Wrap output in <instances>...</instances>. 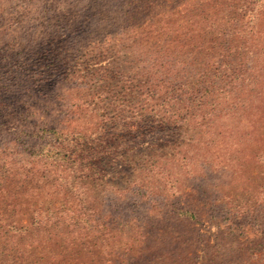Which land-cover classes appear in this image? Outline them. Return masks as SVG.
Segmentation results:
<instances>
[{"label":"rangeland","instance_id":"rangeland-1","mask_svg":"<svg viewBox=\"0 0 264 264\" xmlns=\"http://www.w3.org/2000/svg\"><path fill=\"white\" fill-rule=\"evenodd\" d=\"M194 2L0 0V157L14 166L12 176L0 168L1 183L13 202L27 197L29 203L42 204L39 219L35 213L31 217L40 221V229L83 233L108 215L113 221L110 226L105 222L108 230L112 227L135 251L131 264H264V221L250 206L246 216L237 213L245 199L250 205L264 198V167L257 162L258 155L264 160V135L260 137L253 115L258 106L253 110L249 101L244 113L212 120L210 132H196L198 142L189 141V146L183 144L188 132L181 133L178 142L177 132L171 138L163 133L158 144L131 154L118 131L127 100H135L126 95V79L140 72V63L131 64L130 57H140L134 52L138 38L124 32L135 25H159L162 40L158 34L155 44L163 45L171 68L182 69ZM255 2L264 9V0ZM128 3L138 9L132 18L122 13ZM263 42L261 37L259 52L264 51ZM46 128L84 135L87 147L99 144L110 152L111 161L90 166L84 179L86 202L78 218L90 222L69 223L59 204L62 175L46 157L53 147L71 149L78 141L66 144L55 135H43ZM99 134L103 144L96 139ZM189 135L191 140L194 134ZM175 150L196 157L180 165L171 158ZM39 156V171L25 174L23 169ZM43 161L50 163L46 169ZM170 172V177L162 175ZM133 179L152 189L151 200L119 195L115 187ZM107 183L115 185L112 191ZM182 211L193 218H177Z\"/></svg>","mask_w":264,"mask_h":264},{"label":"trees","instance_id":"trees-1","mask_svg":"<svg viewBox=\"0 0 264 264\" xmlns=\"http://www.w3.org/2000/svg\"><path fill=\"white\" fill-rule=\"evenodd\" d=\"M255 1L258 0H196L186 32L189 47L182 61L185 64L182 69L171 68L169 56L162 53L163 45L155 44L154 39L162 30L159 25H135L136 29L131 27L124 32L126 37L138 38L134 52L140 56L138 59L134 54L130 56L131 64L136 60L140 63V72L129 76L125 82L126 95L129 99L135 98L134 101L127 100V115L123 116L124 122L118 130L128 144L126 151L132 154L131 151L149 149L161 140L160 134L171 138L174 132H177V142L181 133L188 132V137L184 138L187 143L182 142L189 146L191 142H198L196 132H210L212 120L244 113L249 101L253 110L258 106L253 115L257 116L255 126L259 121L260 137H263L264 51L259 52V45L261 37L264 38V9L263 6H256ZM126 6L129 10L122 13L132 18L138 9L130 8L129 3ZM157 40H162L161 34ZM259 54L262 57L258 65L256 59ZM171 57L173 64L175 56ZM248 110L251 115V109ZM189 131L194 134L191 140ZM42 132L48 137L55 135L66 144L76 143V147L71 149H64V145L53 147L50 149L53 154L45 155L52 159L53 164L56 162V171L62 175L58 187V192H61L59 204L62 206L61 211L68 213L69 223L77 219L90 222L89 219L78 218L86 202L84 193L88 184L84 183V179L88 177L90 166L100 161H111L110 152L98 148L99 144L87 147L84 135L74 137L54 128H46ZM154 132V143H150L149 137ZM103 138L100 134L96 136L101 144L104 143ZM194 157L196 155H187L182 150H175L171 155L172 160L180 165L191 163ZM0 159V168L12 176V160L5 157ZM33 161V164L29 162L30 168L23 169L25 174L33 175V170L39 171L36 166L37 162H41V156ZM43 162L42 166L46 169L45 166L50 163ZM257 162L260 167H264L262 156L258 155ZM162 175L170 177L171 172ZM3 179L0 177V193L3 194L0 205H4L0 211V264H131L129 261L135 259L133 247L120 235L113 233L112 227L108 230L105 222L109 226L113 223L108 215L100 216L95 221L99 223L91 229L86 228L83 233L74 232L73 229L43 231L40 221H34V218L39 219L40 211L44 210L42 204L29 203L27 197L21 200L17 197L16 202H13L14 198L1 183ZM10 180L5 179L8 183ZM107 184L112 191L115 185ZM115 188L121 197L131 193L151 200L149 194L152 189L137 180L126 181L125 186ZM261 196L250 205L247 203L248 198L245 199L237 213L246 216L250 206L264 221V198ZM227 197L225 195L226 200ZM234 205H231V209ZM32 213H35L33 220ZM176 217L185 221L192 219L193 214L182 211ZM24 220L26 222L22 223Z\"/></svg>","mask_w":264,"mask_h":264}]
</instances>
